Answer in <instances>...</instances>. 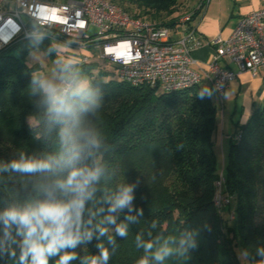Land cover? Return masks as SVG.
I'll return each instance as SVG.
<instances>
[{
  "label": "trees",
  "instance_id": "1",
  "mask_svg": "<svg viewBox=\"0 0 264 264\" xmlns=\"http://www.w3.org/2000/svg\"><path fill=\"white\" fill-rule=\"evenodd\" d=\"M114 1L120 6L131 5L137 18L171 28L184 6L183 0ZM192 11L194 25L201 7ZM40 40H21L0 51V211L42 199L40 189L57 178L51 173L26 174L9 167L13 162L49 159L61 150L60 126L51 122L32 85L40 74L22 55L13 54L23 44ZM46 48L60 57L51 42ZM74 67L80 75L91 76L95 64L86 61L74 63ZM90 85L101 94L100 106L82 114L80 127L99 138L101 147L85 162L99 163L105 171L95 186L94 198L86 204L85 219L93 214V223H97L107 215L98 210L107 209L109 195L120 185L139 183L135 210L116 214L117 224L128 223L127 237H116L109 226L115 244H109L107 237L93 239L76 249L80 259L72 264L98 254L97 243L112 253L109 264H137L145 255L137 246L138 236L141 241L153 242V251L165 244L173 249L163 264H245L238 247L250 264H264V106L245 124L236 126L223 170L222 190L230 200L219 208L215 203L221 173L215 151L218 109L214 91L201 99L200 84L165 91L135 86L122 78L108 82L91 78ZM237 135L239 139H235ZM128 215L135 216V222L126 221ZM189 237L194 248L180 244ZM148 255L150 264H157ZM57 259L51 258L50 264ZM0 264L17 262L3 255Z\"/></svg>",
  "mask_w": 264,
  "mask_h": 264
},
{
  "label": "built area",
  "instance_id": "2",
  "mask_svg": "<svg viewBox=\"0 0 264 264\" xmlns=\"http://www.w3.org/2000/svg\"><path fill=\"white\" fill-rule=\"evenodd\" d=\"M205 1L198 8L202 10ZM193 14L181 16L171 28L137 18L114 0H0V51L21 40L51 39L49 34L57 33L64 42L61 47L55 44V49L62 48L59 51L73 63L92 58L82 54L95 46L97 53L114 63L121 78L132 85L174 91L206 80L223 104L230 83L239 74L250 72L255 76L264 69V9L242 16L230 36L208 41L214 53L202 72L193 68L197 64L193 52L203 45L191 24ZM93 27L98 32L91 35ZM173 31L179 35L173 37ZM67 50L81 54L77 57ZM57 55L62 56L59 52ZM224 182L222 171L215 194L219 208L230 200L223 194Z\"/></svg>",
  "mask_w": 264,
  "mask_h": 264
},
{
  "label": "clouds",
  "instance_id": "3",
  "mask_svg": "<svg viewBox=\"0 0 264 264\" xmlns=\"http://www.w3.org/2000/svg\"><path fill=\"white\" fill-rule=\"evenodd\" d=\"M32 85L34 91L40 93L51 122L60 126L61 150L49 159L13 162L9 167L15 172L51 173L57 178L40 189L42 199L12 204L0 211V256L7 255L17 264H50L53 257H58L55 264H72L80 259L76 249L91 244L93 239L99 241L101 237H107L109 244H115L109 235V226L116 237H127L128 223L117 224L116 214L135 210L133 201L139 180L120 185L106 198L107 209L98 211H106L107 215L97 223H93V214L86 220V204L94 198L95 186L105 170L99 163L85 162L93 150L101 147V142L90 130L80 127L81 116L100 106L101 94L75 71L70 60L59 66L55 79L35 76ZM206 92L210 94L206 88L200 92L201 99ZM142 212L141 209V215ZM125 220L135 222L136 217L128 215ZM180 244L196 246L191 237L187 241L181 240ZM137 246L145 252L137 264H150L148 254L157 264H163L173 254V249L166 244L153 251V242L141 241L139 236ZM96 248L98 254L85 257L81 264H109L110 250L103 243H97Z\"/></svg>",
  "mask_w": 264,
  "mask_h": 264
},
{
  "label": "crops",
  "instance_id": "4",
  "mask_svg": "<svg viewBox=\"0 0 264 264\" xmlns=\"http://www.w3.org/2000/svg\"><path fill=\"white\" fill-rule=\"evenodd\" d=\"M66 1L64 0L63 3ZM202 1L204 0H183L184 6L189 9L198 8ZM261 9H264V0H206L200 15L194 20L203 45L193 52V57L197 61L193 68L202 72L211 60L214 49L209 44V40L217 36L224 38L230 36L242 16ZM177 35L179 34L173 31L172 36ZM72 53H76L77 57L81 54L75 51ZM82 55L86 56L88 52H83ZM230 67L236 70L234 65ZM204 83L210 93H213L210 83L206 80ZM201 89L203 90V87ZM215 103L217 104V98ZM262 106H264V69H260L255 76L250 72H242L230 83L221 104L222 111L218 112L217 131L214 138L215 151L217 156L218 152H221L222 156L226 157L224 167L237 124H245L253 112Z\"/></svg>",
  "mask_w": 264,
  "mask_h": 264
},
{
  "label": "rangeland",
  "instance_id": "5",
  "mask_svg": "<svg viewBox=\"0 0 264 264\" xmlns=\"http://www.w3.org/2000/svg\"><path fill=\"white\" fill-rule=\"evenodd\" d=\"M54 2L56 3H63L64 0H55ZM123 8H125L127 11H130L132 13H134V8L129 5L128 3H125L124 6L121 5ZM182 6V5H181ZM190 11V9L186 8L183 6V8H179V14H181V16L187 14ZM185 13V14H184ZM181 18V17H180ZM180 18H178L176 20V23L180 20ZM98 32L97 28H91V30L89 31V33L91 35H94ZM51 36V39H42L40 41H30L27 42L25 44H23L20 48H18L17 50H13V54L14 55H22L26 64L31 67L36 69L37 73L40 74V76H44V77H48V78H53L55 79L57 74H58V68L60 65H62L64 63V57H67V54L62 53V48H60L61 43L64 42V39L59 35V34H49ZM52 41L54 43H52ZM48 42H51L52 47L56 44L59 49L58 50H54L55 53H60L62 56L61 57H57L55 55H52L49 51L48 48H46V45L48 44ZM55 47V46H54ZM22 49L27 50L24 54H22ZM90 52L88 51V55H92L93 57L88 59L87 62L89 64H95V67L93 68V70L91 71V76L88 74L85 75H79L84 78L87 79L89 82H91V78L92 79H98L101 81H110V80H116V81H121V76L119 73V69L118 67L110 62L109 60H107L106 58L102 57L101 54L95 49V46H92L89 48ZM66 55V56H65ZM70 55V54H69ZM72 56V55H70ZM63 57V58H62ZM68 60H70L68 58ZM205 80L200 84L201 87H203V89L206 88L205 85ZM207 82V81H206ZM207 89V88H206ZM206 94H209L208 92H206ZM216 100V98H214ZM217 109L218 112L222 111L221 108V103L219 102V100L217 99ZM220 117V116H219ZM225 158L222 156L221 152H218V169L219 172L221 173L224 170V164H225ZM236 199L233 198L232 199V203L235 204ZM226 215V214H225ZM238 252V256L240 258V260L242 262H244L245 264H250V261L248 260V258H246L244 251L242 250L241 247H238L237 249Z\"/></svg>",
  "mask_w": 264,
  "mask_h": 264
}]
</instances>
